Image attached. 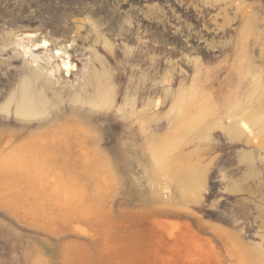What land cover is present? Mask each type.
I'll use <instances>...</instances> for the list:
<instances>
[{
    "label": "rangeland",
    "instance_id": "obj_1",
    "mask_svg": "<svg viewBox=\"0 0 264 264\" xmlns=\"http://www.w3.org/2000/svg\"><path fill=\"white\" fill-rule=\"evenodd\" d=\"M0 264H264V0H0Z\"/></svg>",
    "mask_w": 264,
    "mask_h": 264
},
{
    "label": "bare ground",
    "instance_id": "obj_2",
    "mask_svg": "<svg viewBox=\"0 0 264 264\" xmlns=\"http://www.w3.org/2000/svg\"><path fill=\"white\" fill-rule=\"evenodd\" d=\"M44 46H47V43L45 42L44 43ZM64 53V55H66V53L65 52H63ZM56 54H57V56H60L61 54H62V51L61 50H56ZM68 59H69V57H68ZM64 67L65 68H67V71L69 72V70H71V69H73L74 67H72L71 65H70V62H67V61H64ZM27 92V91H26ZM27 94V93H26ZM26 96H28V95H26ZM27 102V101H26ZM35 106V105H34ZM27 109V108H26ZM30 111V110H29ZM244 111H245V109H244ZM29 114H31V113H29ZM33 114V113H32ZM19 115H20V113H19ZM44 140H41V139H33L32 140V142H30V143H28L27 145L25 144V146L21 149V150H19V151H15L16 152V154H18V158H21V159H23L24 161H27L28 159H30V158H35L38 154H41L42 153V151H40L41 149H42V145H44V142H43ZM8 155V154H7ZM7 157V156H6ZM50 157H51V159L53 158V156L51 155V154H46V158H48V159H50ZM87 157V156H86ZM6 159H8V158H6ZM10 159V158H9ZM47 159V160H48ZM52 163V162H51ZM2 164V163H1ZM6 170H11V168H10V165L9 166H7L6 168H5ZM44 180V179H43ZM55 180V179H54ZM52 183V182H51ZM175 231V230H174ZM180 233V232H179ZM176 235V234H175ZM174 235V236H175ZM172 236V235H171Z\"/></svg>",
    "mask_w": 264,
    "mask_h": 264
}]
</instances>
